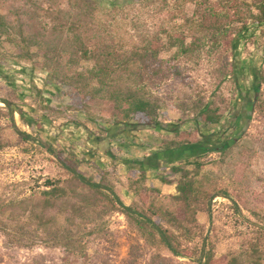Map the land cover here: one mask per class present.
I'll return each instance as SVG.
<instances>
[{"label":"trees","instance_id":"16d2710c","mask_svg":"<svg viewBox=\"0 0 264 264\" xmlns=\"http://www.w3.org/2000/svg\"><path fill=\"white\" fill-rule=\"evenodd\" d=\"M171 1L121 0L119 5L111 0L103 7L100 0H0V43L14 48L17 61L45 71L50 83L62 87L68 102L46 105L43 116L51 120L59 115L84 129L89 123L105 130L103 122L138 132L161 130L166 129L161 121L168 116L165 105L182 115L190 112L189 121L199 134L201 128L219 125L230 104L224 109L216 94L185 101L166 89L185 77L190 61L206 54L213 59V75L232 80L239 90L232 56L243 33L264 26V0ZM189 3L194 5L192 16L183 10ZM163 10L166 18L149 29L147 17L153 20ZM2 103L18 137L30 149L37 143L53 157L59 172L27 197L0 194V234L9 245H44L84 256L85 239L104 236L106 220L119 214L131 239V264H173L177 257L192 264H264L263 214L249 209L259 220L252 235L221 255L216 236L207 235L200 223V216L211 215L217 197L234 196L246 204L236 180L208 171L199 158L182 161L205 149L195 133L175 130L165 143V150L176 151L179 161L159 169V181L173 189L164 194L146 171L120 175L113 156L111 166L103 167L95 158L67 151L41 137L43 122L26 118L10 102ZM15 113L38 131L36 138L16 128ZM5 147L0 131V151ZM241 168L238 164L237 170ZM236 210L241 212L238 205Z\"/></svg>","mask_w":264,"mask_h":264},{"label":"rangeland","instance_id":"374dc122","mask_svg":"<svg viewBox=\"0 0 264 264\" xmlns=\"http://www.w3.org/2000/svg\"><path fill=\"white\" fill-rule=\"evenodd\" d=\"M174 1H171V5ZM110 2L111 0H100L103 7ZM117 4L121 5V0H117ZM1 6L3 12L9 10L3 3ZM183 10L185 15L192 16L194 5L189 3ZM167 13V10L158 12L153 20L147 17L148 28L156 27L166 18ZM15 53L9 44L0 43V109H2L0 131L6 142V147L0 151V194L10 199L27 197L34 191L44 189L41 187L46 178L55 179L59 175L51 155L37 147V143L35 148L30 149L27 142L18 137L9 118L5 116L7 109L2 102L7 101L21 109L26 118L43 122L45 131L41 137L53 141L55 145L67 151L73 150L79 155H91L103 167L111 166L108 154L115 157L120 175H125L127 169L124 164L128 161L145 158L156 151H166L165 143L174 138L173 131L195 133L198 139L204 140L205 149L194 151L197 154L195 157H185L182 161L199 158L208 171L219 174L226 181L236 180L237 189L242 193L247 206L239 203L234 196L229 199L217 197L213 201L211 215L199 217L200 223L205 226L206 234L216 236L217 254L225 253L236 246L242 238L252 235L259 220L249 209L264 215V26L243 33L236 42L232 60L239 76V90L232 80L213 75L214 62L206 54L190 61L185 69V77L167 87L166 90L171 91L174 97L185 101L194 100L201 95L208 100L216 94L224 102L222 106L224 109L227 110V105L230 104V112L219 125L201 128L199 134L189 121L190 112L182 115V111H171L165 105L163 110L168 116L161 121L166 129L161 130L152 128L138 132L132 127L103 122L101 125L105 130H100L89 123L87 130L68 122L58 114H55L58 115L55 116L57 119L51 120L43 116V111L48 104H67L68 100L63 96L62 87L50 83L45 71L40 69L34 71L30 64L17 61L16 57H13ZM168 55L165 54V57ZM248 77L250 78L247 82ZM246 85L248 92L244 96ZM244 97L249 100L244 121L235 131L233 129L227 131L225 138H217L219 132L223 133L232 126L230 118L234 103ZM14 117L17 129L32 135L33 138L37 137L35 134L37 130L34 131L27 126L18 113H15ZM79 119L83 121V117L79 116ZM96 137L111 138L108 141L107 155L97 152L92 144ZM232 140H236V143L232 147H227ZM238 164H241V170H237ZM173 165L175 164L168 167ZM158 173L159 171L152 173V176H160ZM152 179L155 180L153 177ZM159 188L164 194H168L167 187ZM127 198L129 197L125 195V201L129 202L130 199ZM236 205L241 212H237ZM106 221L108 231L104 236L85 239L87 251L84 256L44 245L32 248L9 245L0 234V264H131L129 255L131 239L126 230L124 217L114 214ZM173 264L192 263L187 258L177 257L173 258Z\"/></svg>","mask_w":264,"mask_h":264},{"label":"crops","instance_id":"0c3cea01","mask_svg":"<svg viewBox=\"0 0 264 264\" xmlns=\"http://www.w3.org/2000/svg\"><path fill=\"white\" fill-rule=\"evenodd\" d=\"M250 77L247 78V82L248 79ZM246 82V84H247ZM244 92L243 95L246 96L247 95V85L246 87H244ZM242 90V89H241ZM250 91V90H249ZM248 98L244 97L242 100L238 99L237 101H235L234 103V107H233V112H232V117L230 118V121L232 122V126H230V128H227L225 131H223V133H218L219 137L217 138H221L223 139V137H226V132L233 129L235 131V129H237V127H239V125L241 124V122L244 121V114L246 112L247 106H248ZM223 134V135H222ZM224 137V138H225ZM109 139H111L110 137H107L103 140H99V139H94L92 144L94 145V147L96 148L97 152L99 153H105V155H107L108 153V141ZM176 151H156L153 152L151 155H147L145 158H138L137 160H130L127 163H125L124 165L126 166L127 170H144L146 171L148 174H151V178H155V180H150L152 183L155 184V186L158 187H167L168 190V194L173 193V189L171 186L169 185H165L159 181L158 176L153 175L152 173L155 174L156 171H159L160 168L163 167H168L169 165H172L174 163H176L178 160V157L176 155ZM89 157H91V155H88ZM189 156V155H188ZM108 158H110L111 156H109V154L107 155ZM111 159V158H110ZM157 177V178H156ZM171 187V188H170ZM162 192L164 193V191L162 190ZM129 199V198H127ZM125 200V199H124ZM130 202V200H128ZM129 202L125 201L126 204H129Z\"/></svg>","mask_w":264,"mask_h":264},{"label":"bare ground","instance_id":"6f19581e","mask_svg":"<svg viewBox=\"0 0 264 264\" xmlns=\"http://www.w3.org/2000/svg\"><path fill=\"white\" fill-rule=\"evenodd\" d=\"M18 117V116H17Z\"/></svg>","mask_w":264,"mask_h":264}]
</instances>
